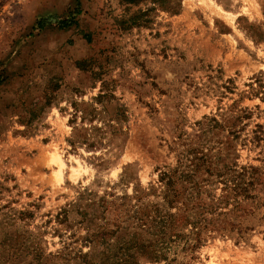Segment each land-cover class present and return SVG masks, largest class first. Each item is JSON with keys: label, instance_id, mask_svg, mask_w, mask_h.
I'll use <instances>...</instances> for the list:
<instances>
[{"label": "rangeland", "instance_id": "1", "mask_svg": "<svg viewBox=\"0 0 264 264\" xmlns=\"http://www.w3.org/2000/svg\"><path fill=\"white\" fill-rule=\"evenodd\" d=\"M263 202L264 0H0V264H264Z\"/></svg>", "mask_w": 264, "mask_h": 264}, {"label": "trees", "instance_id": "2", "mask_svg": "<svg viewBox=\"0 0 264 264\" xmlns=\"http://www.w3.org/2000/svg\"><path fill=\"white\" fill-rule=\"evenodd\" d=\"M128 3H134V4H138L143 0H125ZM192 164L194 165V167H196V169H200L201 168V164L200 163H196L194 160H192ZM248 174V178L246 180V174H244V176L242 174H240L239 176H236L235 174L230 173L229 171H227L226 173H223L222 176H226V187L230 188L231 191H234L236 193V195H243L244 198H251V193L250 190L251 188L255 185V180L256 177H254V175L251 173H247ZM243 176V178H242ZM173 177V175H172ZM170 173L168 172H163L161 175V180L164 181L165 179H169V181L171 183H168V186H172V179ZM192 179V174L191 173H186L185 171L180 172V179ZM237 178H241V179H237ZM227 183H230L232 186L228 185ZM168 190H171L170 188ZM237 192H239V194H237ZM264 206V202L260 203L259 206ZM258 206V207H259ZM252 213L250 214H246V212L244 213V217H249ZM248 222H252L251 220H249ZM247 221L242 222L241 223H232V229L231 231H236L241 238H243L245 235V233H247V231H253L254 230V223H252L253 225H248L246 224ZM128 247H121L119 248L117 251H113L110 250V253L107 254L108 259H112L114 264H132V259L134 258V256H132L130 253H128Z\"/></svg>", "mask_w": 264, "mask_h": 264}]
</instances>
